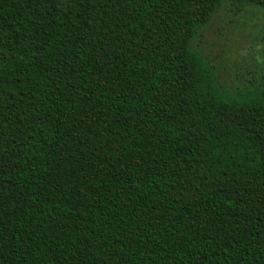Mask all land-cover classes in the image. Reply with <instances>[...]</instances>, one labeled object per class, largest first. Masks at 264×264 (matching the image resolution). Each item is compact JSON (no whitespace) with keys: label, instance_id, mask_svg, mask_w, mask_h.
I'll return each instance as SVG.
<instances>
[{"label":"trees","instance_id":"16d2710c","mask_svg":"<svg viewBox=\"0 0 264 264\" xmlns=\"http://www.w3.org/2000/svg\"><path fill=\"white\" fill-rule=\"evenodd\" d=\"M264 0H0V264H264V81L197 42Z\"/></svg>","mask_w":264,"mask_h":264},{"label":"rangeland","instance_id":"374dc122","mask_svg":"<svg viewBox=\"0 0 264 264\" xmlns=\"http://www.w3.org/2000/svg\"><path fill=\"white\" fill-rule=\"evenodd\" d=\"M202 51L225 85L264 81V10L244 13L223 8L199 33Z\"/></svg>","mask_w":264,"mask_h":264}]
</instances>
